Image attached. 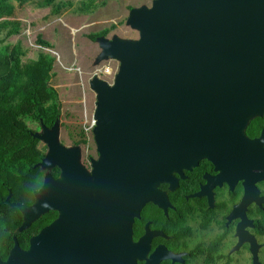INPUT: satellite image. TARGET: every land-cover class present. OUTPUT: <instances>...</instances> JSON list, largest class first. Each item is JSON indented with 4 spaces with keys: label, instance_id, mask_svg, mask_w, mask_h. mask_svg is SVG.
<instances>
[{
    "label": "water",
    "instance_id": "water-1",
    "mask_svg": "<svg viewBox=\"0 0 264 264\" xmlns=\"http://www.w3.org/2000/svg\"><path fill=\"white\" fill-rule=\"evenodd\" d=\"M126 24L136 40L96 39L97 62L119 63L111 84L89 82L98 158L87 171L80 149L59 143L58 121L33 134L48 149L38 166L60 173L45 176L32 207H13L25 217L20 230L48 211L57 218L27 250L14 239L0 264H137L125 248L140 246L131 225L160 199L156 186L242 146L243 126L264 112V0H153ZM239 159L248 171L253 158ZM250 251L256 260L253 243Z\"/></svg>",
    "mask_w": 264,
    "mask_h": 264
},
{
    "label": "flooded vegetation",
    "instance_id": "flooded-vegetation-1",
    "mask_svg": "<svg viewBox=\"0 0 264 264\" xmlns=\"http://www.w3.org/2000/svg\"><path fill=\"white\" fill-rule=\"evenodd\" d=\"M84 137L81 136V150L89 144ZM241 138L246 144L243 141L240 146L236 141L232 150L218 153L216 159L196 158L195 165L182 166L172 174L173 185L167 181L156 186L160 199L146 202L131 225V242L140 246L125 248L135 255L137 264H264V112L245 123ZM37 149L43 155L32 167L37 169L34 177L41 178L38 189L25 190L33 178L31 174L18 173L2 179L0 184V218L9 222L6 232L19 222L15 231L20 234L11 233L8 254L14 239L22 250H27L21 242L27 241L28 246L32 237L57 218L48 222L54 212L48 211L20 230L25 217L13 207H32L34 193L41 188L45 176H52L57 169L39 167L48 149L41 141ZM241 156L253 158L248 171ZM91 161L89 158L87 171L91 170ZM12 216L15 221L9 219ZM252 243L256 260L250 251Z\"/></svg>",
    "mask_w": 264,
    "mask_h": 264
},
{
    "label": "rangeland",
    "instance_id": "rangeland-1",
    "mask_svg": "<svg viewBox=\"0 0 264 264\" xmlns=\"http://www.w3.org/2000/svg\"><path fill=\"white\" fill-rule=\"evenodd\" d=\"M58 1L78 3V0ZM85 1H91L95 6L91 7V12L82 15L71 13L70 8L62 9L59 15L50 14L49 8L35 9L24 6L18 9L16 19L22 22V32L4 43L13 44L20 41L28 50L25 60L35 59L40 51L54 57L50 84L58 93L60 107L57 122L58 141L65 148L78 147L80 163L84 164L83 167H88L89 158H96L92 130L85 133L86 142L89 144L84 145L82 150L81 144L76 146V143L81 140V131L85 132L94 117L96 94L90 89L89 82L95 76L110 82L99 72L104 66L113 71L119 66V63L112 59L98 63L97 57L101 49L97 38L92 41L89 36L106 30L108 33L104 38L108 40H136L138 32L126 24L129 12L131 9L147 7L152 0ZM37 35L50 43L52 49L37 46Z\"/></svg>",
    "mask_w": 264,
    "mask_h": 264
},
{
    "label": "trees",
    "instance_id": "trees-1",
    "mask_svg": "<svg viewBox=\"0 0 264 264\" xmlns=\"http://www.w3.org/2000/svg\"><path fill=\"white\" fill-rule=\"evenodd\" d=\"M92 4L93 2L85 0H78L77 4L58 0H0V184L2 179L6 180L18 173L22 176L31 174L33 178L28 180V188L25 190L31 192L39 188L41 178L34 177L37 169L32 167L43 155L37 149L39 141L33 134L38 133L42 126L49 129L58 121L60 115L58 93L50 84L54 57L40 51L35 59L25 60L28 50L20 41L13 44L4 43L22 32V22L16 19V11L24 6H31L35 9L49 8L50 14L59 15L62 9L70 8L71 13L82 15L91 12V7L95 6ZM107 33L103 30L90 35L89 38L95 41ZM36 44L42 49H52L51 44L42 40L39 35L36 37ZM81 136L84 137L83 131ZM79 144L81 140L76 143ZM58 174L59 170H54L53 178H57ZM56 217L57 213L52 212L47 221L50 222ZM45 218L46 215L42 220ZM9 219L16 220L14 216ZM16 225L18 226L19 222ZM6 226H9V222L0 218L2 261L8 256L11 233H17V226L8 233ZM21 244L22 248L28 247L27 241H22Z\"/></svg>",
    "mask_w": 264,
    "mask_h": 264
},
{
    "label": "built area",
    "instance_id": "built-area-1",
    "mask_svg": "<svg viewBox=\"0 0 264 264\" xmlns=\"http://www.w3.org/2000/svg\"><path fill=\"white\" fill-rule=\"evenodd\" d=\"M117 70H118V68H117L115 71H113V70H111L110 68L104 66V67L102 68V70H101L99 73H100L102 76L108 78V79L110 80V82H108V81H106V82H108L109 84H111V83L113 82V79H114L116 73H117ZM94 125H95V120H94V118H93V119L91 120L90 124L88 125V128L85 130L84 135H86L85 133H86L87 131L90 132L91 130H93Z\"/></svg>",
    "mask_w": 264,
    "mask_h": 264
}]
</instances>
